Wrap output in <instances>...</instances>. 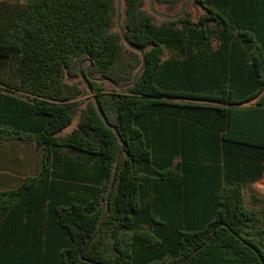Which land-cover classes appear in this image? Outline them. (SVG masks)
Returning <instances> with one entry per match:
<instances>
[{
    "label": "trees",
    "instance_id": "trees-1",
    "mask_svg": "<svg viewBox=\"0 0 264 264\" xmlns=\"http://www.w3.org/2000/svg\"><path fill=\"white\" fill-rule=\"evenodd\" d=\"M117 3L0 0V264H264V0Z\"/></svg>",
    "mask_w": 264,
    "mask_h": 264
},
{
    "label": "crops",
    "instance_id": "crops-1",
    "mask_svg": "<svg viewBox=\"0 0 264 264\" xmlns=\"http://www.w3.org/2000/svg\"><path fill=\"white\" fill-rule=\"evenodd\" d=\"M9 1L19 2L22 0ZM6 142L0 145V190L17 187L25 177L35 175L40 169L42 157L40 155L35 159V153L31 148L23 149L20 142L5 146ZM261 180L263 182L259 183V186L264 190V177L254 183Z\"/></svg>",
    "mask_w": 264,
    "mask_h": 264
},
{
    "label": "rangeland",
    "instance_id": "rangeland-1",
    "mask_svg": "<svg viewBox=\"0 0 264 264\" xmlns=\"http://www.w3.org/2000/svg\"><path fill=\"white\" fill-rule=\"evenodd\" d=\"M191 10L193 12L196 11V7L195 6H192L191 7ZM68 81L69 82H74V81H78L79 82V85L81 88H83V90L85 91L82 95L78 96L76 98L77 101H82V104L81 106L84 107L86 105V102L94 97V95L91 93V91L88 89V82L87 80L85 79L83 73L80 74L79 76L75 77V78H68ZM78 120H79V114L76 115V117L74 118V121L73 123L67 127L66 129L63 130V133H69L71 132L74 128L77 127V123H78ZM16 142H20L19 144L22 146L23 149H30L35 153V159H37L38 157H40V155L42 156V151L40 148H38L35 143L33 142H30V143H25V142H22V141H19V140H14V141H8L5 143V146H9L10 144L12 143H16ZM34 156V155H33ZM263 182L262 180L257 182L256 184L253 183L251 184L245 191V194H246V199L248 200V202H252L253 198H252V194H255L258 196L259 200L261 201L263 198H264V190L260 188L259 186V183ZM257 208H262L264 209V203H259L257 205Z\"/></svg>",
    "mask_w": 264,
    "mask_h": 264
},
{
    "label": "water",
    "instance_id": "water-1",
    "mask_svg": "<svg viewBox=\"0 0 264 264\" xmlns=\"http://www.w3.org/2000/svg\"><path fill=\"white\" fill-rule=\"evenodd\" d=\"M121 1L122 0H118V3H117V25H118V28H119V31L122 35V38L124 41H126L125 37H124V30L122 28V25H121ZM194 0H186L182 6V8L177 12V13H174V14H166L164 12H161V11H158L156 10L155 6H154V3H153V0H148L149 2V7H150V10L153 14H155L156 16L160 17V18H163V19H177L179 18L180 16L184 15L185 14V11L187 10V8L190 6V4L193 2ZM127 42V41H126ZM135 49L140 52L142 54V59H143V64L142 66L140 67V69L138 70V72L135 74L134 78L132 81L128 82V83H125L123 85H119V87H125V86H128V85H132L138 75L140 74L141 70L143 69L144 67V64H145V53L142 49L140 48H137L135 47ZM89 71V70H88ZM87 71V73H88ZM97 108L101 114V116L103 117V119L105 120V122H107V119L105 118L104 114L102 113L100 107L98 106L97 104ZM113 185V184H112Z\"/></svg>",
    "mask_w": 264,
    "mask_h": 264
}]
</instances>
